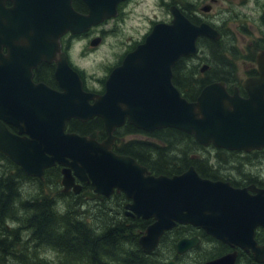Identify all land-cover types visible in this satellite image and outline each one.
Masks as SVG:
<instances>
[{
  "label": "water",
  "instance_id": "95a60500",
  "mask_svg": "<svg viewBox=\"0 0 264 264\" xmlns=\"http://www.w3.org/2000/svg\"><path fill=\"white\" fill-rule=\"evenodd\" d=\"M6 1L12 5L6 7ZM81 1L85 14L74 9L72 0H0V153L30 176L42 177L45 169L62 166L63 190L78 193L81 187L74 177L88 180L94 190L83 193L86 199H103L114 190L124 193L130 200L125 207L129 216L154 221L138 239L145 254L155 251L164 232L176 224L192 225L224 244L254 250V229L264 226V190L251 195L246 189L203 179L193 167L172 177L155 176L112 147L113 133L127 120L146 132L182 131L201 146L246 152L264 148V53L257 59L259 76L242 83L249 88V100L228 96L225 84L215 82L206 85L195 102H188L171 84L172 67L196 52L199 37L218 34L206 23H191L173 6L171 21L155 24L144 42L111 71L103 94L84 91L63 55L55 72L62 91L34 85L32 69L55 56L64 34H80L114 18L123 0ZM2 46L9 49L6 56ZM16 49L24 54L18 57ZM93 118L102 121L104 141L96 140V132L65 133L68 120ZM6 124L18 128V135ZM198 243L197 237L182 239L176 252L184 254ZM235 258L233 253L204 264H234Z\"/></svg>",
  "mask_w": 264,
  "mask_h": 264
},
{
  "label": "flooded vegetation",
  "instance_id": "af4514ba",
  "mask_svg": "<svg viewBox=\"0 0 264 264\" xmlns=\"http://www.w3.org/2000/svg\"><path fill=\"white\" fill-rule=\"evenodd\" d=\"M128 2L129 0H123L117 5V13H118L117 17L109 19L108 21H105L104 23L98 26L92 27L86 32L80 34L67 33L63 35L58 40L59 51L55 53V56L52 59H50L49 62L41 61L34 69H32V76H31L32 83L34 85L42 84L52 90L61 92L62 89L60 88L59 83L55 78V72L57 69V62L60 60V56L63 55L68 66L79 76L84 91L91 92L96 95L103 94L105 81L109 76V74L111 73V71L121 64L123 58L129 52L133 51L140 43L144 41L145 36L149 33L152 26L156 23H163V22L169 23L171 21V16L167 17L166 20L161 19L159 22L153 21L151 27L149 28V31H147L148 33L146 32L147 34L145 33V35H143L140 41H137L134 44H132V46L128 50H126L123 53V55H120L115 65L112 68H110L102 78H100V76L95 78V80L91 82V84L89 85L88 82L89 80L87 78V75L85 74V70L80 66V64L84 59H88L89 57H91V55L98 50L99 45L103 42V39L105 38V33H107L103 29V26L107 25L109 22H118V20L123 19V15H124L123 10L124 7L127 6ZM217 2L218 0H207V3L203 4L200 7L199 10L200 12L194 10L193 11L188 10L187 8H185L186 11L183 10L184 15L187 16L186 18L191 23L195 25L206 23L208 26L214 29L218 34V38L200 37L197 40V45H199V43H203L204 41L207 42V49H206L207 58L204 57V59L207 60L206 71L205 70L202 71V69L197 71L186 69L184 70V75L181 76L179 72L175 73L172 67L173 73L171 76V84L177 89H178L177 85L180 82V79H183V82L185 83H192L196 81V79H194L196 75H198L202 79L205 77L204 74L207 72V84L202 86H193V87L188 85L184 88V92L190 94L191 101L189 102H195L202 89L206 85L208 86L215 82H222L225 84L224 89L228 96H233L234 94H236L237 97L242 101L249 100L250 99V96L248 94L249 88L243 86L242 83L247 79L256 78L259 76L257 59L262 53H264V30L260 28V30L257 31L258 34L257 37L251 39L244 37V35L241 33L239 34V36L234 35V37H229L228 36L229 33H227L228 31H226L224 27L225 24L222 26L223 21L218 24L215 22L216 16H210L212 8L214 4H217ZM76 3H79L80 6L78 7ZM177 3L179 2L173 0L172 2H168L166 4H172L170 5V7L174 5L182 10V8ZM231 4L232 7H230V9L227 11L233 12L234 11L233 9L236 8L235 11L237 12L238 8L242 10L243 8H247L251 4L254 8L258 9V6L259 7L264 6V0H232ZM11 5H12L11 2L9 1L5 2L6 7H10ZM72 5L74 9L79 13L85 14L87 12L85 4L81 0H72ZM162 5L164 6V2H162ZM75 6L80 10L76 9ZM203 7H207V12L202 11ZM116 29H117V24H114V29L112 32H114ZM243 31L247 34H250L245 28L243 29ZM96 40H98L100 44L98 46L93 47L94 46L93 42ZM25 42L26 41L24 39L21 41L22 44H25ZM8 51L9 49L6 46H2L1 48L2 55L6 56L8 54ZM199 51L200 50L197 49V52L195 54L186 56L185 58H187L189 61H193V58L196 57L198 58L201 56L200 54L198 55ZM16 54L18 57H20L21 55L24 54V51H22V49H16ZM239 61H241L244 64L241 77H239V73L236 67V64ZM227 63H230L235 67L236 72L234 74L233 73L230 74L226 69L223 68V66L226 65ZM218 75L221 78H223V80L215 79V77H217ZM263 100H264V95H263ZM69 123H74V126H76V124L88 123V122H81L79 120L70 119L67 121L66 124ZM124 124L133 127L135 130L134 131L135 134L126 135L125 139L148 138L147 133L150 132L136 129L127 120L124 122ZM6 127L11 133L18 135V128L11 126L9 124H6ZM68 130L66 128V131ZM117 130L115 131L116 133ZM68 132L76 133L70 130ZM93 132L97 133L96 140L98 142H102L107 138V134L103 128L102 121H101V125L91 126L87 129V132L85 134H79V135L89 136ZM114 137H115L114 144L112 147L113 152H115L114 145L115 142L117 141V135H115V133H114ZM204 149H206L207 151V167H208L207 177L200 175V173L195 169V167L190 166L195 169L199 177L210 180L212 182L228 183L234 189H238V190L246 189L247 192L251 195H255L257 192L256 190H264V170H258L255 173H248V174L242 173V168L244 166H249V167L257 166L260 161L264 163V148L260 150H251L248 152L235 151V150L229 151L222 148H217L214 145L210 144L204 147ZM223 153L229 156L231 161L233 160L237 161L236 164L238 166L235 169L237 171V175H238L237 177H232L221 172V166L224 167L225 164H221L220 162H218L219 160L218 155ZM0 155L2 157H5L1 153ZM10 163L12 165L11 166L12 169L5 170V168H3L2 174L4 175L5 172L7 173L8 171V174L10 176H13L15 186H17L18 182L20 181L27 183L30 186L34 185L33 186L34 188L44 187L45 185L50 183L55 184L60 187V192H59L60 197L61 196L65 198L74 197L78 202H84L89 204L91 203L95 205L106 204L108 206V212L112 214L114 219H116L117 216L122 217L121 223H124V227L129 226L128 225L129 219L145 221L147 224H144V229L138 232L139 233L138 239L142 234H144L145 229H147L146 227H149L154 222L152 219H141V218L129 216L127 214V210L125 207L128 203H130V200H128L125 197L124 193L122 192H116L114 190L109 197H104L103 199L83 200L82 194L85 191H93L94 189L88 180H80L78 177H74V182L81 187L79 192L75 193L73 192V190H69L65 192L61 185L62 169H63L62 166L55 165L53 166V168L45 169L43 172V178H39L36 176H30V175L27 176L26 173L21 169V167H19L18 165L16 166L11 161ZM189 168H187L182 173L186 172ZM180 174H176V175H180ZM251 187H254L255 190L251 191L250 190ZM37 202H40V196ZM193 237H197L199 239V243L197 244V246L184 254H177L176 252L177 243L182 239H191ZM206 237H207V260L205 262H209L211 260L220 258L222 256L235 253L236 258L234 264H264V226H257L254 229V233H253V241L255 243L254 250L252 249L244 250L239 246H231L220 242L219 240L212 237L210 234L208 233L206 234V232L201 228L188 224H176L175 227L164 232V234L161 236L159 240V244L157 248L155 249V251L150 253V255L151 254L165 255L167 251L170 250L169 252L171 253V258H168V260H164L162 264H167L170 261H174L176 262V264H180L179 262L180 259H183L187 256H191L194 253V251L198 250V248L202 245ZM165 245H169V248L168 247L166 248Z\"/></svg>",
  "mask_w": 264,
  "mask_h": 264
},
{
  "label": "trees",
  "instance_id": "16d2710c",
  "mask_svg": "<svg viewBox=\"0 0 264 264\" xmlns=\"http://www.w3.org/2000/svg\"><path fill=\"white\" fill-rule=\"evenodd\" d=\"M76 5L78 7L80 6L79 3H76ZM169 5L172 4H167L166 7H168ZM75 8L79 9L76 6ZM202 49H207V42L204 41L203 43H199V50ZM206 55L207 54L205 52V57ZM188 61L189 60L187 58H182L177 63H175V65L173 66L175 73L179 72L180 75L183 76L184 70L186 69L197 71L201 68H199L198 65H195L194 62L190 64L191 62ZM200 62L207 65V60L205 59L200 60ZM223 68H225L230 74H234L236 72L235 67L230 63L224 65ZM204 75L205 77L202 79L201 77L196 75L198 76V78L191 84H193L194 86H202L207 84V72ZM215 79L223 80V78H221L219 75L215 77ZM188 85L189 83H185L183 82V79H180L177 87L182 96L188 101H191L190 94L184 92V88ZM96 125H101V121L98 118H94L93 120L88 121V123L76 124V126H74V123H69L67 126L70 131H74L78 134H85L89 127ZM134 131L135 130L133 127L124 125L117 130V133L115 132V135H117V141L114 145L115 153L134 158L139 164L146 167L153 175H166L171 177L173 175L180 174L190 166H193L200 173V175L207 177V151L206 149H204V147H201L191 135H188L176 129L166 128L147 133L148 138L125 139L126 135L135 134ZM0 158L5 159L7 162L9 161L7 158L2 157L1 155ZM218 158V162H220L221 164H225V166H228V163L232 162L229 156L224 153L219 154ZM2 173H0V257L1 255H3L2 258H4V256H6L7 254L10 255L8 252L12 248V251H14V248H16L19 251L22 250L26 253V256H28V250L30 249V247H21V243L13 237L12 238L14 242H8V247L5 250L3 249V246L5 244L4 237L6 236L8 240V238L13 236L18 229L6 227V225H9V223H6V225L3 223H5V219L7 220L9 216V219H11L12 216L15 215V213L12 214V212L15 210V206L20 200L17 186L14 185L13 176H10L8 174V171L7 173L5 172L4 175ZM51 189L58 190L59 188L57 186H53L51 187ZM65 199H67L66 201H69V197ZM75 202L69 201L72 208L67 209L69 211L67 213L65 212L64 214H70L77 209L85 208L84 206H80L79 204L77 205ZM18 204V207L21 208L22 211L25 212L26 210L28 212H31L30 215L27 214L29 219L26 217V225L24 227L27 230L26 233H28L27 237L30 236V238L33 239L35 238V236H38L36 240L41 241V246L36 244L37 246H34L35 248L32 247V249H30L31 251H38L40 247L44 246L42 248H51L55 250L53 251L55 254L60 253L72 256L73 264H86L87 260L89 261L88 264H104L100 262V259L106 256L104 255L105 252H100L96 258L95 246H103L104 250L105 248L111 249L115 250L114 253H116V250L119 249L120 245L125 244L127 245L126 247H128V249L126 253L122 254L121 259L117 261L119 264H162L165 260V257L171 258V253L169 252L170 250L167 251L165 255H160L158 253H156L158 255H150L144 254L142 252L138 245L139 234H136V232L143 230L144 224H147L143 220L129 219L128 227H124V223L123 225L112 226L109 225V223L113 220L108 217L109 213L106 216H99L100 218L104 217L103 222H105V225L101 223L99 224L100 229L98 230V233L100 235H97L95 237V241L89 242L86 239L88 229H86L87 227L85 228V226H89L86 221L88 222V219L93 217L94 215L86 217L83 216L82 220H84V222L79 220L72 223L63 224V221L60 222V220L55 218L58 216L55 212L56 203L54 199H45L40 197V202H24L23 204L21 203V205L20 203ZM62 207L65 208V204H62ZM86 209L87 211L91 210L94 213H100L105 209L106 212H108V206L106 204L95 205L91 208ZM81 222L86 225L84 226ZM54 223L57 224V227L61 224V227L63 228L57 229L56 227L52 226ZM51 230H53V232ZM54 230H62V233L58 236L55 242H52V237L55 234ZM18 233H20L19 229ZM46 234H48L49 237ZM205 239H207V237ZM49 257L51 256H45L41 260L33 257L31 258V260L26 259V261H28L26 263H63L53 262V260ZM85 257L88 258L84 259ZM59 259V257H56V261H58ZM205 260H207L206 257Z\"/></svg>",
  "mask_w": 264,
  "mask_h": 264
},
{
  "label": "rangeland",
  "instance_id": "374dc122",
  "mask_svg": "<svg viewBox=\"0 0 264 264\" xmlns=\"http://www.w3.org/2000/svg\"><path fill=\"white\" fill-rule=\"evenodd\" d=\"M173 0H129L127 6L124 7V15L123 19L118 20V22H109L107 25L103 26V29L107 32L105 33V38L103 39V42L99 45L98 50L94 52L91 57L88 59H84L80 66L85 70V74L87 75L89 85L91 82L95 80V78L99 77L102 78L107 71L112 68L116 61L118 60V57L120 55H123V53L128 50L132 44H134L137 41H140L145 35L147 31H149V28L151 27V24L153 21H160L161 19L166 20L167 17L171 16L170 13V5L166 7V3L172 2ZM179 3H177L182 10L186 11L185 8L188 10H194L199 11L200 7L207 3V0H176ZM162 2H164V6L162 5ZM232 0H218L217 4H214L212 11L210 13V16H216L215 22L221 23L223 21L222 26L224 25L225 30L228 31L229 37H234V35L239 36V34H243L244 37L251 39L257 37V31L262 28L264 30V6L257 8H254L252 4L248 6L247 8H243L240 10L238 8V11L236 12V8H234L233 12H228L227 10L232 7L231 4ZM209 3V2H208ZM200 12V11H199ZM114 24H117V29L113 31ZM246 29L250 34H247L243 31V29ZM205 49H202L200 54V57L193 58V61H188L195 63V65H198L199 68L202 66V62L200 60H203L205 57ZM207 57V55H206ZM243 66L244 64L239 61L236 64L237 71L239 73V77L242 76L243 72ZM225 69V68H224ZM198 76H196L194 79H197ZM189 86L193 87L194 85L189 83ZM205 158V157H204ZM237 161L233 160L232 162H229L228 166H221V172L225 173L226 175L237 177V171L235 170L237 168ZM10 161H6L0 158V173H2L3 168L5 170L12 169ZM258 170H264V163L262 161L259 162L257 166H244L242 168V173L248 174V173H255ZM34 185L30 186L27 183H24L22 181L18 182L17 190L19 194V200L18 203L23 204L24 202L30 203V202H36L39 200V196L45 199H54L56 203L55 212L58 217V220L63 221V224L65 223H72L75 221H83V216H91L93 217L88 219V222L86 223L89 226H85L86 224L82 223L87 231L86 239L87 241H95V237L97 235H100L98 233V230L100 229L99 224L105 225L104 217L103 215H107L109 212H106V209L102 212H93V211H87L86 208H91L95 206V204H87V203H80L75 202L76 198L71 197L69 198V201L75 202L77 205L84 206L85 208H80L75 210L73 213L70 214H64L67 213L71 209L72 206L69 203V201H66L65 197L61 196L58 190H52L51 187L57 186L55 184H47L44 187L40 188H34ZM16 204L15 210L12 212V214L15 213L14 216H12L11 219L6 220L5 224L9 223L11 226L6 225V227H11L12 229H19L20 233L17 232L11 236L10 238L4 237L5 244L3 246V249L5 250L8 247V242H14L13 238L18 240L21 243V247H30V249L35 248L34 246H37L36 244L41 246V241L36 240L38 236H35V238L31 239L30 236L27 237L28 233L25 225H26V217L29 219L27 214H31V212H28L25 210L22 211L21 208H19V204ZM62 204H65V208L62 207ZM78 207V206H77ZM11 214V215H12ZM100 216V217H99ZM108 217H110L112 222L109 223V225L116 226V225H123L121 223V216H117L116 219L113 218L112 214L109 213ZM120 218V219H119ZM129 221V220H128ZM108 223V222H107ZM52 226L56 227L57 229L63 228L61 227V224L57 227V224H53ZM1 231V229H0ZM53 232V230H51ZM55 234L52 237L53 241L55 242L59 235H61L62 230H54ZM57 232V233H56ZM30 233V232H29ZM33 233V232H32ZM31 233V236H32ZM136 234H139L136 232ZM1 235V233H0ZM48 235V234H46ZM13 237V238H12ZM49 237V235H48ZM50 240V238H49ZM18 242V243H19ZM26 243V244H23ZM99 243V242H98ZM127 245L121 244L119 249H117L116 253L115 250L106 249L104 250L103 246H95L96 251V258L101 252H105L103 258H101L100 262L104 264H119L117 261L121 259L122 254L126 253L128 247ZM44 247V246H42ZM40 247L38 251H31L28 250V256H26V253L22 250H17L14 248V251L12 249L8 252L10 255L4 256L1 255L0 257V264H27V260H31V258L35 257L38 260L43 259L45 256H51L53 262H63L62 264H73L72 256H68L67 254H55L53 249H44ZM165 247L169 248V245H165ZM160 250V249H159ZM129 251V250H128ZM37 253V254H35ZM63 253V252H62ZM119 253V254H118ZM56 257H59L60 259L56 261ZM205 257L207 259V239H204V242L202 245L198 248V250L194 251V253L191 256H187L183 259H180V264H202L204 263ZM88 257H85L84 259H87ZM80 260V259H79ZM165 260H168V257H165ZM89 261H86V264H88ZM81 264V263H76Z\"/></svg>",
  "mask_w": 264,
  "mask_h": 264
},
{
  "label": "bare ground",
  "instance_id": "6f19581e",
  "mask_svg": "<svg viewBox=\"0 0 264 264\" xmlns=\"http://www.w3.org/2000/svg\"><path fill=\"white\" fill-rule=\"evenodd\" d=\"M174 6V5H173ZM173 6H171L170 7V9L173 7ZM176 7V6H175ZM178 11H179V13H181L183 16H185L184 15V13H183V10H181L180 8H176ZM170 13H171V11H170ZM185 17H187V16H185ZM199 52H201V50L199 51ZM172 73H173V69H172ZM37 177V176H36ZM39 178H43V177H39ZM8 255V254H7ZM174 262V261H173ZM175 264H176V262H174Z\"/></svg>",
  "mask_w": 264,
  "mask_h": 264
},
{
  "label": "clouds",
  "instance_id": "9594fccd",
  "mask_svg": "<svg viewBox=\"0 0 264 264\" xmlns=\"http://www.w3.org/2000/svg\"><path fill=\"white\" fill-rule=\"evenodd\" d=\"M9 226H11L10 222H9Z\"/></svg>",
  "mask_w": 264,
  "mask_h": 264
}]
</instances>
